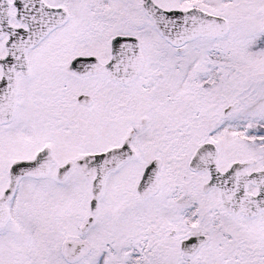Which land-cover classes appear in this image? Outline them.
<instances>
[{
  "label": "snow or ice",
  "instance_id": "1",
  "mask_svg": "<svg viewBox=\"0 0 264 264\" xmlns=\"http://www.w3.org/2000/svg\"><path fill=\"white\" fill-rule=\"evenodd\" d=\"M0 264H264V0H0Z\"/></svg>",
  "mask_w": 264,
  "mask_h": 264
}]
</instances>
